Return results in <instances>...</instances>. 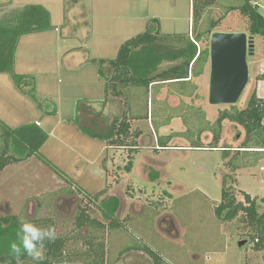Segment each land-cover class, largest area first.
Returning <instances> with one entry per match:
<instances>
[{
    "label": "rangeland",
    "instance_id": "obj_1",
    "mask_svg": "<svg viewBox=\"0 0 264 264\" xmlns=\"http://www.w3.org/2000/svg\"><path fill=\"white\" fill-rule=\"evenodd\" d=\"M204 1L0 0V16L39 4L50 11L53 24V29L26 34L18 43L14 73L33 76V82L24 79L19 87L12 73H0V120L12 128L38 124L49 134L38 154L1 172L0 217L51 220L58 236L66 239L67 258L77 259L62 264H264V250L249 241L259 234L246 214L222 220L215 213L224 176L237 202H245L244 192L249 193L264 213V157L256 154L262 152L236 151L246 132L230 120L224 121L218 144L213 142L210 128L220 111L231 106L209 102L210 63L191 79L195 89L190 84L180 89L181 82H156L149 90L134 86L106 96V80L99 74L100 59H115L126 41L148 27L156 31L155 19L170 51L194 41L195 23L198 31L215 22L214 31L251 35L248 17L240 10L228 11L233 1ZM251 3L264 15V0ZM195 5L200 8L196 17ZM254 36L250 80L236 104L239 109L254 89L264 97V81H258L264 74V36ZM210 38L203 35L198 49H210ZM180 61H164L159 70ZM55 108L57 113H50ZM123 113L133 117V132L143 131V142H151L148 149L141 146L135 153L130 146L90 137L80 129L99 131ZM188 126L204 127L202 146L217 147H190L193 138L182 134ZM169 135L180 136L170 139L171 147L158 148L159 139ZM153 137L154 148H149ZM11 152L25 154L21 149ZM131 159L134 165L128 172L125 166ZM233 161L244 167L235 169ZM83 210L104 228L77 229L76 218ZM111 218L118 219L119 228L110 226ZM8 228L0 227V241H5L0 252L8 247L0 256L17 240L19 228L13 227L12 233ZM89 240L97 243L102 259L88 256ZM242 240L247 244L240 245ZM23 264L36 263L29 258Z\"/></svg>",
    "mask_w": 264,
    "mask_h": 264
},
{
    "label": "trees",
    "instance_id": "obj_2",
    "mask_svg": "<svg viewBox=\"0 0 264 264\" xmlns=\"http://www.w3.org/2000/svg\"><path fill=\"white\" fill-rule=\"evenodd\" d=\"M212 3L218 1L217 4H223L219 0H206ZM204 1V2H206ZM227 4L229 6V12L232 10H240V12L247 16L249 19L248 32L251 35L264 36V15L259 11L258 6L253 5L251 0H245L241 4L234 3ZM237 1V0H236ZM203 2V4H204ZM238 3V2H237ZM202 2L199 3L203 7ZM225 4V3H224ZM199 5H195L194 15H198L200 8ZM196 20V19H195ZM194 20V21H195ZM156 31H151L149 27L143 33L126 41L120 48L119 54L115 59L105 60L100 59L99 74L106 80L105 94L120 95L128 90L129 87L140 86L147 88L148 90L154 83L168 82L177 83L181 82V87L186 88L187 84H190L191 88H196V85L191 82V77H198L204 73L205 66L210 63V49L208 47L199 50L197 43L203 38V35L211 36L214 32L215 22L202 31H198V27L195 23L194 33L196 38L194 41L188 40V44L182 47L178 51L166 50L165 42L160 36L159 22L155 19ZM53 29L52 17L50 11L44 6L39 4H29L22 8L11 10L8 13L0 16V73L10 72L14 82L21 87L23 80L27 79L31 81L33 76L20 75L14 73L15 57L20 39L30 33L44 32ZM197 42V43H196ZM165 46V48H164ZM176 64L169 66L166 69L159 70L161 64L164 61H179ZM29 78V79H28ZM264 80V74L258 76V81ZM33 82V81H31ZM184 84V85H183ZM158 86V85H157ZM156 87V86H155ZM187 89V88H186ZM191 91L186 95H191ZM34 98L37 97L33 93H29ZM185 95V94H184ZM35 99V100H36ZM229 109L220 111L215 124L210 128L213 135V142L218 144L221 137V130L225 120H230L237 125L244 127L246 136L242 145L236 151L246 152H262L256 153L264 157V97H260L256 89L250 92L247 105L243 109H239L236 104L230 105ZM79 109V108H78ZM50 113H57V109H53ZM202 117H205V113L198 112ZM131 118L127 113H123L122 116H118L113 119L109 127L101 128L96 131L86 126H80L83 133L93 138H99L110 142L117 146H130L133 152H137L138 140L142 134V131H136L135 133L131 127ZM188 124V123H187ZM189 125V124H188ZM206 126V125H205ZM203 128L191 129L188 128L182 132L185 139L193 138V144L190 147H211L216 148L217 145L202 146L203 138L202 134L205 130ZM206 129V127H205ZM192 130V131H191ZM135 134V136H134ZM177 134V133H174ZM181 135V137H183ZM180 135H169L159 139L160 148H166L171 141V138ZM133 138L128 141V138ZM49 134L39 127L38 124L21 125L16 128H12L0 120V174L6 166L20 162L23 158L31 157L38 154L41 147L48 140ZM17 149L25 151L23 156H17L11 151ZM158 149V148H157ZM244 149V150H241ZM226 150V149H225ZM229 150V149H228ZM236 165L232 164L235 169L242 168L244 166L238 165V162L233 161ZM231 164V161L227 162ZM134 161L131 159L125 169L130 172L133 168ZM251 165H254L251 163ZM245 202H237L235 195L230 186H227V180L224 176L222 187V199L220 204L215 208L216 216L222 220H233L242 211L246 214L249 222L253 225L258 232V236H254L253 240H249L252 243L256 238H259V242L253 246L258 250H264V213L259 212L258 200L256 197L251 196L249 193L244 192ZM19 218L17 216L0 217V227L2 224L8 226V231L13 227L19 228ZM39 226L54 225L51 220H45V222H33ZM77 229L82 228H104V224L90 218V216L83 210L75 222ZM110 226L114 229L119 228L120 224L118 219L111 218ZM2 233V231L0 232ZM5 241H0L1 246ZM6 244V243H5ZM87 246L91 250L88 256L94 255L96 260L101 259L103 256L98 250L97 243L92 240L87 241ZM8 247L2 248L5 252ZM132 247H128L131 250ZM134 249V248H133ZM145 249L149 250V253L160 261V257L154 253L150 247ZM3 252H0L1 254ZM66 239L65 237L58 236L53 242H45L44 260L39 264H62L64 262L74 263V258H67L66 256ZM22 261L29 259L26 255L21 257ZM100 259V260H101ZM0 262L7 264H16V259L13 254L7 252L0 256ZM101 262V261H99ZM36 263V262H35ZM88 264H97L96 262H88Z\"/></svg>",
    "mask_w": 264,
    "mask_h": 264
},
{
    "label": "water",
    "instance_id": "obj_3",
    "mask_svg": "<svg viewBox=\"0 0 264 264\" xmlns=\"http://www.w3.org/2000/svg\"><path fill=\"white\" fill-rule=\"evenodd\" d=\"M255 54V36L246 31H214L210 38L209 102L235 105L250 80L249 56ZM242 240L240 245L247 244Z\"/></svg>",
    "mask_w": 264,
    "mask_h": 264
},
{
    "label": "clouds",
    "instance_id": "obj_4",
    "mask_svg": "<svg viewBox=\"0 0 264 264\" xmlns=\"http://www.w3.org/2000/svg\"><path fill=\"white\" fill-rule=\"evenodd\" d=\"M18 223L17 240L9 245L16 264H23L21 257L24 255L39 264L45 258V242H53L57 239L58 234L55 226H39L24 217H20Z\"/></svg>",
    "mask_w": 264,
    "mask_h": 264
},
{
    "label": "crops",
    "instance_id": "obj_5",
    "mask_svg": "<svg viewBox=\"0 0 264 264\" xmlns=\"http://www.w3.org/2000/svg\"><path fill=\"white\" fill-rule=\"evenodd\" d=\"M191 78L193 79L194 77H191ZM262 81H264V80H262ZM152 87H154V85H152ZM259 96H260V95H259ZM153 132H154V130H153ZM142 135H144V134H143V131H142L141 136H142ZM141 136L139 137V140H138L137 152H138V149H139L141 146H143V148H145V149H148V148H147V147H148L147 145H150V143H151L149 140L143 142ZM151 140H152V142H153V145H152V147L150 146L149 148H154V137H153V139H151ZM147 143H148V144H147ZM169 147H171V146H169ZM156 149H157V148H156ZM135 153H136V152H135ZM146 157H149V158H150L151 156H149V155L147 156V155H146ZM153 157H154V156H152V158H153ZM135 162H137V161H135Z\"/></svg>",
    "mask_w": 264,
    "mask_h": 264
},
{
    "label": "built area",
    "instance_id": "obj_6",
    "mask_svg": "<svg viewBox=\"0 0 264 264\" xmlns=\"http://www.w3.org/2000/svg\"><path fill=\"white\" fill-rule=\"evenodd\" d=\"M197 43V42H196ZM260 82V81H259ZM259 87V86H258ZM158 148H160V146H157ZM257 242H259V238H256L255 241L253 242V245L256 244Z\"/></svg>",
    "mask_w": 264,
    "mask_h": 264
},
{
    "label": "flooded vegetation",
    "instance_id": "obj_7",
    "mask_svg": "<svg viewBox=\"0 0 264 264\" xmlns=\"http://www.w3.org/2000/svg\"><path fill=\"white\" fill-rule=\"evenodd\" d=\"M159 146V145H158Z\"/></svg>",
    "mask_w": 264,
    "mask_h": 264
}]
</instances>
